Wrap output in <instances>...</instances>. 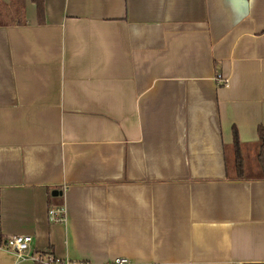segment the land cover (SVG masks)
Segmentation results:
<instances>
[{"label":"crops","instance_id":"1","mask_svg":"<svg viewBox=\"0 0 264 264\" xmlns=\"http://www.w3.org/2000/svg\"><path fill=\"white\" fill-rule=\"evenodd\" d=\"M17 1L25 22L0 24V264H35L5 247L16 235L93 264H264V0ZM234 129L254 175L236 173Z\"/></svg>","mask_w":264,"mask_h":264},{"label":"built area","instance_id":"2","mask_svg":"<svg viewBox=\"0 0 264 264\" xmlns=\"http://www.w3.org/2000/svg\"><path fill=\"white\" fill-rule=\"evenodd\" d=\"M217 81L222 84H227V81L217 76ZM67 206L65 204L55 207H50L49 219L52 223H65L67 221ZM33 237L31 235H16L8 237L5 241V247L15 253L19 258L33 257L34 261H40L43 264H93L85 261H70L61 260L51 252L34 253L32 249ZM127 258H116L111 263L107 264H127Z\"/></svg>","mask_w":264,"mask_h":264},{"label":"trees","instance_id":"3","mask_svg":"<svg viewBox=\"0 0 264 264\" xmlns=\"http://www.w3.org/2000/svg\"><path fill=\"white\" fill-rule=\"evenodd\" d=\"M39 8L43 6V0H32ZM19 21L20 23L25 22L24 9L23 5L17 0H11L9 4H5L0 0V24L2 25H14L15 22ZM259 135L261 138V153L260 161L264 167V126L259 128ZM234 140H235V149L237 152V168L239 173H242V164H241V153H240V143L237 130L234 129ZM43 254V253H42ZM35 264H43L40 261H36Z\"/></svg>","mask_w":264,"mask_h":264},{"label":"rangeland","instance_id":"4","mask_svg":"<svg viewBox=\"0 0 264 264\" xmlns=\"http://www.w3.org/2000/svg\"><path fill=\"white\" fill-rule=\"evenodd\" d=\"M244 158H245V160H244ZM244 158H243L242 163H244L245 167L243 166L241 172H243L247 176H249V175L251 176V175L256 174L258 171H255L254 169H252L251 166L253 163H255L258 160V155H257V158H253V156L250 157L249 153L244 152ZM235 170H236V173L238 174L239 173L238 168Z\"/></svg>","mask_w":264,"mask_h":264}]
</instances>
